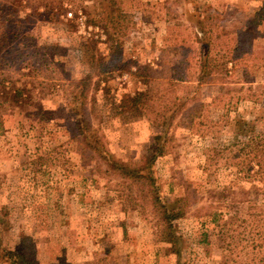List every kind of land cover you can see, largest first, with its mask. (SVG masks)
<instances>
[{
    "label": "rangeland",
    "instance_id": "rangeland-1",
    "mask_svg": "<svg viewBox=\"0 0 264 264\" xmlns=\"http://www.w3.org/2000/svg\"><path fill=\"white\" fill-rule=\"evenodd\" d=\"M191 1L81 0L100 21L78 9L72 28L71 13L38 22L28 45L37 42L34 57L57 69L44 74L59 87L32 119L18 103L0 105V264H16L6 251L23 246L41 264H253L264 255V178L240 177V158L221 151L235 142L239 117L264 126V21H255L262 4ZM106 28L120 42L116 51ZM241 29L249 36L234 32ZM90 39L89 58L81 44ZM86 77V116L117 158L142 163L162 134L166 154L152 168L160 195L171 209L189 201L173 222L176 243L162 239L148 181L82 155L70 103ZM228 184L236 199L259 191L261 209L236 224L234 240L217 234L211 216Z\"/></svg>",
    "mask_w": 264,
    "mask_h": 264
},
{
    "label": "trees",
    "instance_id": "trees-1",
    "mask_svg": "<svg viewBox=\"0 0 264 264\" xmlns=\"http://www.w3.org/2000/svg\"><path fill=\"white\" fill-rule=\"evenodd\" d=\"M257 1H261L260 3L262 5L256 12L255 21L261 23L264 21V0ZM195 3L198 4L199 1L194 0L192 2V4ZM77 10L85 11L91 22L101 20L92 14L91 6L86 3H81V0H0L1 106L8 103H18L19 107L23 108L22 115L27 119H32V117L38 114L39 109H43V98L59 87L58 80L55 81L45 76L44 71L51 70L57 72V69L52 66V63H48L47 60L43 61L41 59V61L39 58L34 57V55H38L40 47L37 42L33 41H31L33 45L29 46L28 41L35 37L38 22L46 19H56L58 21L62 20L66 14L67 17L71 13L69 18L67 17L68 21H70L68 26L71 28L72 26L75 27L77 22H80L79 14L76 12ZM105 16L106 18L110 17L109 10L105 12ZM118 25L121 26V24L113 22L111 26L112 32L117 33ZM105 27H109V25ZM112 32L107 29L106 41L110 43L111 50L116 51L120 47V42H116L117 40L114 41L115 34H112ZM203 32L205 34L208 33L205 30ZM234 32L241 37L245 35L249 36L242 29L235 30ZM94 48L93 40L91 39L81 44V51L84 52L85 50L84 53L89 58L92 56L89 53H94ZM121 60H123L122 56ZM91 63L93 64V60ZM203 65H207V63ZM89 79L90 77H86L78 82L77 91L73 95L70 103L72 122L75 128L73 135L79 138V143L82 145V155H85L84 152L90 151L96 154L117 174L132 179H145L148 181L150 186V200L164 225L162 232L164 236L162 239L168 243H176L179 238L175 234L173 222L185 215V206H188L189 201L186 197H181L177 202L181 205L183 204V206H180L178 209H171L160 195V183L152 174V168L158 157L166 154L167 148L165 143H162V134L156 135L151 156L146 157L142 163L133 164L117 158L106 147L98 131L94 129L86 116L84 99L90 86ZM80 99L82 100L79 101ZM262 121L263 118H255V121H253L239 117L235 122L237 130L235 142L232 144H224L221 150L222 152L228 150L229 153L234 155V158H240V161L236 164L240 168V177L249 179L264 178V126L262 125L260 127L257 125L258 122ZM228 185L222 186L221 199L223 200L211 212V216L217 227H221V230L217 234L219 233V235L224 236L223 234L228 232L229 239L232 238L231 240H234L236 239L235 236L230 237V233L236 230L238 232V225L235 227L236 224L240 221L247 223L248 219L246 218L250 214V211L261 209L255 201V199L259 198V191L253 193L254 196L257 195L254 198L249 195L250 192L243 191L244 195L236 199L235 194H237V191H235L232 184ZM262 189H264V186ZM225 215H227V219L221 224V220ZM250 215L255 216V212ZM243 219L245 220L243 221ZM220 232H223V234ZM205 235L208 237L209 233ZM206 239H204L205 242L207 241ZM263 248L264 246H261V249ZM6 256L16 264H41L39 259H37L36 251L31 254L24 246L17 251H6ZM253 261V264H264V255H255Z\"/></svg>",
    "mask_w": 264,
    "mask_h": 264
}]
</instances>
